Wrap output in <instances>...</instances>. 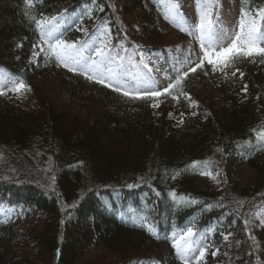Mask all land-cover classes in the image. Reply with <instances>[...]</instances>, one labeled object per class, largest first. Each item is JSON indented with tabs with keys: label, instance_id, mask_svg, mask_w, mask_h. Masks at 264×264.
Returning <instances> with one entry per match:
<instances>
[{
	"label": "trees",
	"instance_id": "trees-1",
	"mask_svg": "<svg viewBox=\"0 0 264 264\" xmlns=\"http://www.w3.org/2000/svg\"><path fill=\"white\" fill-rule=\"evenodd\" d=\"M227 2L262 23L264 0H216ZM160 10L158 0H0V70L37 101L0 95V264H79L94 247L102 254L83 264H185L171 236L189 229L204 240L194 264H264V159L253 154L264 143V55L192 72L190 33L163 31ZM62 20L59 39L78 45L106 28L110 45L175 87L132 99L58 66L40 43ZM239 153L247 184L198 185L199 165L221 169Z\"/></svg>",
	"mask_w": 264,
	"mask_h": 264
},
{
	"label": "rangeland",
	"instance_id": "rangeland-1",
	"mask_svg": "<svg viewBox=\"0 0 264 264\" xmlns=\"http://www.w3.org/2000/svg\"><path fill=\"white\" fill-rule=\"evenodd\" d=\"M161 10L158 12V23L163 31H170L172 28L184 29L189 32L192 38V53L196 56V62L191 61L189 68H194L201 64L204 66L207 75L209 76L214 68L221 64L216 62L215 65L210 64L204 59L205 51L212 54V59L215 61L216 56L223 49L231 46L235 36L240 30V21L242 15L239 14L237 3H225L221 8L216 3V0H158ZM208 14L209 24L205 21V39L204 48H201L200 41V21L201 16ZM247 25L253 18L248 15L243 17ZM52 22L43 27V37L40 43V50L44 53H49L47 34L51 33L54 43L55 38L62 34V29L66 27V23ZM259 35L264 37V18L262 23L257 25ZM106 33V34H105ZM211 45V46H210ZM259 47H264V39L258 41ZM103 48L105 56L103 58L96 55V49ZM240 48L244 49L243 43ZM76 53L78 58L91 64L93 60H103L102 70L103 76L97 77L104 79L105 82L113 87H119L128 93L144 94L149 91H162L170 89L169 85L173 84L172 79H168L164 72L156 71L151 74L147 69H143L135 60L133 52L127 53L123 45L114 47L110 45L107 36V29L101 28L99 34L92 38L88 43H80L76 45ZM253 53L252 55H256ZM71 67H78L75 64ZM81 71H83L81 69ZM91 75V73H89ZM8 81H15L8 73L0 70V87L4 92H8L13 85ZM15 92V91H14ZM16 96L21 100L25 108L35 107L37 104L36 97L33 91L27 87L15 92ZM59 94V91H58ZM154 113L157 114V105L154 104ZM264 141V140H263ZM256 157L264 159V143L255 147ZM247 154L239 153L230 156L228 163L224 168L217 170L211 169L207 164H202L197 167V182L203 189L219 191L221 189L222 176L227 181L232 183H239L241 185L247 184L253 178V170L247 163ZM208 173V174H203ZM259 218L264 223V208L259 212ZM193 235V234H192ZM192 235L187 236V231H177L172 239L175 245L179 244V254L187 261H196L200 257L201 247L204 240L201 235H198L193 240ZM184 236L185 240L181 237ZM185 241H187V248L185 249ZM181 249H184L181 251ZM102 254L99 247H94L87 251L79 264H83L85 259L93 260ZM43 264V263H40ZM145 264V263H140Z\"/></svg>",
	"mask_w": 264,
	"mask_h": 264
},
{
	"label": "snow or ice",
	"instance_id": "snow-or-ice-1",
	"mask_svg": "<svg viewBox=\"0 0 264 264\" xmlns=\"http://www.w3.org/2000/svg\"><path fill=\"white\" fill-rule=\"evenodd\" d=\"M247 16L246 12L242 11V19L240 21V30L239 33L235 36L232 44L230 47L223 49L221 52H219L216 56V60L214 61L212 59V54L208 51H205L204 53V59H206L210 64L215 65L216 62L226 63L228 60H230L233 56L236 55H245V56H251L253 53H257L260 55H264V47L258 46V41L264 39V37H261L259 35V30L256 27V19L253 18L247 25L245 24V20L243 17ZM257 17H264V9H257L256 11ZM210 24L211 21L208 19V14L205 13L201 16L200 21V41H201V48H204V39H205V21ZM83 31H87L84 29ZM47 40L49 41L48 49L49 54L51 57L55 58V61L58 66H65L68 68L69 71H82V74L86 75V78L89 80L96 79L97 77L103 76V70H102V63L103 60L100 61L93 60L91 64H88L86 61L78 58L76 53V45L74 43H68L64 40H61L59 38H55L54 43L52 42L53 37L51 36V33L47 34ZM243 43L245 48L241 49L240 44ZM211 46V45H210ZM47 55V54H46ZM96 55L98 57L103 58L105 56V52L103 48H97L96 49ZM75 64L78 67H71L70 65ZM202 67V63L197 65L196 67L190 69V71L195 72L196 68ZM91 73V75H89ZM185 76H187V73H184ZM97 83L104 84L105 86H111L105 82L104 79H96ZM179 79L176 80V83H179ZM8 83H11L13 86L9 88V91H15L19 92L22 89L27 88V85H25L22 81L21 82H14V81H8ZM175 87V84L169 85V88ZM114 91L122 92L124 96H131L132 99H143L144 96H151V97H159L163 95L164 93L168 92L169 89H164L162 91H149L144 93L143 95L140 93H128L127 91H122L119 87H113ZM244 91L247 90V87L243 89ZM3 88L0 87V95H4ZM257 138L264 140V130H261L257 134ZM195 166V165H193ZM208 174V173H203ZM131 187V185L129 186ZM192 232L191 229L187 231V236H191ZM182 240H185V237H181ZM176 247L179 249L180 245L177 244ZM185 249L187 248V241H185ZM184 249H181L183 251ZM200 257L204 256V252H200Z\"/></svg>",
	"mask_w": 264,
	"mask_h": 264
},
{
	"label": "bare ground",
	"instance_id": "bare-ground-1",
	"mask_svg": "<svg viewBox=\"0 0 264 264\" xmlns=\"http://www.w3.org/2000/svg\"><path fill=\"white\" fill-rule=\"evenodd\" d=\"M186 32H187V31H186ZM132 209H133V206H132ZM133 211H134V210H133ZM117 212H118V210H117ZM117 212H116V213H117ZM118 213H119V212H118ZM138 213L141 214L140 212H138ZM138 213H137V214H138ZM140 218H141V217H140ZM142 218H143V217H142ZM143 219H144V218H143ZM129 221H131V220H129ZM145 221H146V220H145ZM131 223H132V222H131ZM135 226H136V225H135ZM139 226H140V225H139Z\"/></svg>",
	"mask_w": 264,
	"mask_h": 264
}]
</instances>
